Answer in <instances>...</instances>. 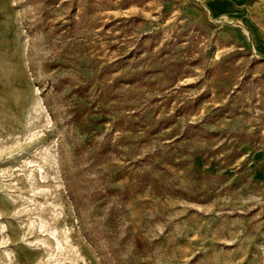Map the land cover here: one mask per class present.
I'll use <instances>...</instances> for the list:
<instances>
[{
	"label": "rangeland",
	"instance_id": "1",
	"mask_svg": "<svg viewBox=\"0 0 264 264\" xmlns=\"http://www.w3.org/2000/svg\"><path fill=\"white\" fill-rule=\"evenodd\" d=\"M218 0H0V264H264V62Z\"/></svg>",
	"mask_w": 264,
	"mask_h": 264
},
{
	"label": "crops",
	"instance_id": "2",
	"mask_svg": "<svg viewBox=\"0 0 264 264\" xmlns=\"http://www.w3.org/2000/svg\"><path fill=\"white\" fill-rule=\"evenodd\" d=\"M214 5H217L221 12L244 17L247 44L252 46L260 60L264 62V0H218ZM260 85L264 90V71Z\"/></svg>",
	"mask_w": 264,
	"mask_h": 264
}]
</instances>
